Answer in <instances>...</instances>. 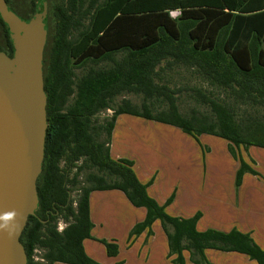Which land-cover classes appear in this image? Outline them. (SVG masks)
I'll return each mask as SVG.
<instances>
[{"label": "trees", "instance_id": "obj_1", "mask_svg": "<svg viewBox=\"0 0 264 264\" xmlns=\"http://www.w3.org/2000/svg\"><path fill=\"white\" fill-rule=\"evenodd\" d=\"M25 1L31 10L24 17ZM6 2L19 16L30 18L38 0ZM173 11L179 16L173 17ZM80 13L90 16V24L81 38L73 41L70 30ZM48 15L44 86L49 126L43 170L37 180L39 206L21 236L28 264H100L87 254L84 242L92 238L91 195L110 190L124 192L133 206L147 210L133 234L145 230L151 234L153 223L161 221L175 264H185V250L193 263L211 264L205 256L208 249L243 253L264 264V250L249 234L236 229L199 231L200 213L191 218L168 215L165 206L149 195V184L140 181L135 162L114 158L111 147L96 140L93 121L110 108L116 96L141 94L142 110L124 100L111 121L100 127L110 141L118 117L124 114L175 126L196 137L208 134L223 138L230 153L235 158L240 155V185L243 174L250 170L241 149H264V115L242 122L235 107L243 104L264 109V0H63L54 28L48 0ZM8 29L0 16V52L12 56ZM118 53H123L121 59L116 58ZM72 60L84 64L110 61L112 66L91 68L75 80ZM177 66L194 69L207 84L223 90L234 101L218 100L212 93L193 88L201 102L210 106L214 119L199 113L185 117L176 98L180 90L157 82L162 73ZM155 99L167 102L168 109L154 114L149 101ZM82 158L101 175L89 176L90 186L81 189L74 208L69 184L76 186L79 175L70 176ZM63 160L65 169L60 167ZM112 176L116 179L109 181ZM59 216L66 222L63 231H58ZM106 247L109 255L118 253L117 243H106ZM35 249L44 251V262L34 260Z\"/></svg>", "mask_w": 264, "mask_h": 264}, {"label": "rangeland", "instance_id": "obj_2", "mask_svg": "<svg viewBox=\"0 0 264 264\" xmlns=\"http://www.w3.org/2000/svg\"><path fill=\"white\" fill-rule=\"evenodd\" d=\"M62 2L63 0H49L52 28H54L55 24V14L58 12V7L62 4ZM171 15L173 17H178L179 12L173 11ZM73 21L74 24L71 27L69 39L77 41L81 38V33L89 26L90 16L87 14L85 17H82V13H80L75 16V20ZM122 56L123 53H118L116 58L121 59ZM71 66L75 75L74 79L78 80L91 68H109L112 66V63L110 61H87V63L84 64L79 63L76 60H72ZM157 82L159 84L168 85L172 89L180 90V92L176 94L179 111L182 115L188 118L194 113H199L200 115L208 116L211 119H214V114L210 106L201 102V100L193 92V88L201 89L206 94L212 93L214 94L213 98L218 100L227 101L229 103L234 101L231 98H228L227 94L223 90L211 87L196 74L194 69L186 66H177L173 69H167L164 73H162L161 79L157 80ZM72 100L73 98L70 99V104L72 103ZM124 100L130 101L131 104L142 110V104L144 102L143 95L124 92L121 95L116 96L110 102V108L102 110L93 118L96 128L95 138L97 141L105 142L106 145L110 147L111 143L114 144L116 146V153L118 152L124 156L129 155L134 157L138 162L140 170H143L144 173L152 175L150 181L146 183L149 184V187L159 176L160 178L158 181L162 179L164 181L168 180V183L172 184L173 181L179 180L182 172H192L198 176V174L200 175L202 171L204 173L207 171L208 175L212 179L211 181L216 180L218 183H222L227 192L231 193L233 177H229V175H231L232 169H235L234 164L240 162V155L238 158H235L230 153L228 146L225 148L226 151L223 146L222 150H217V148L215 146L213 147L212 144L207 146L208 143L206 141L208 140L204 135H197L196 137L175 126L130 114H124L122 122L115 126L117 132L116 137L114 138L112 135L110 141L106 131L100 130V127L106 126L108 122L111 121L115 111L122 105ZM149 105L154 114L168 109V103L163 100H150ZM235 107L237 112L236 117L242 122H247L250 118H262L264 115V109L261 106L252 107L241 104L235 105ZM205 135L206 137H215L218 140L228 143L223 138L208 134ZM225 143L224 145H227ZM216 146H218V143H216ZM214 149L216 150L215 154H210L211 152H214ZM246 151L247 150L243 148V152ZM249 154L251 157H248L249 155H247L248 161L244 160L248 164L250 170L243 174L240 185H237V174L241 167V163L235 172L233 189L236 192H238L239 188L242 186L245 174H248L253 178L259 177L260 181L264 182V149L254 147L251 149ZM206 165L208 169L205 171L204 167H206ZM60 167L65 169V160L61 161ZM78 167H83V169L78 170ZM215 171L224 172L223 174L228 175V179L218 181L216 174L214 173ZM76 173L79 175L78 184L76 186H73L71 183L69 184V189H71V200L74 208L77 206L81 189L90 186V183L88 182L89 176L101 175L97 168L89 167V164L86 163L84 158L76 163V168L73 169L70 177L72 178ZM108 178L109 181L116 179L113 176ZM247 187H252V184L249 181L246 182L245 189ZM122 193L124 194V192ZM107 195H111V192H96L94 195V199L92 201V217L94 218L92 220V238L86 240L85 249L87 254L100 264H146L144 256L149 249L145 250L143 248L146 246L148 238L154 234L152 228V233H148L146 239L139 243L138 246H135V242L141 234H133V228L135 226L128 232H125V227L130 224L127 214H118L114 212L111 214L110 212H106L107 210H112L111 207L114 205L122 203V201L115 196L103 198ZM176 196L177 189L174 188L166 202L163 204L165 206V212L170 216H173L171 212V205L175 201ZM263 197L264 196L262 195V197L257 201V208H260V212H264ZM170 199V203L167 204V201ZM200 214L202 215L201 212ZM134 221L135 219H133V222ZM61 223L66 226L63 216H59L57 219L58 227ZM171 228L172 227L169 226V229ZM118 239H121L120 242ZM110 242L117 243L118 245V253L116 255H109L107 252L106 243ZM43 253L44 252L41 251L40 255L42 256ZM141 254H143L142 260L137 261L135 259L136 255L139 256ZM166 258L171 262L170 264H175L173 260L174 257L170 256V250L167 251Z\"/></svg>", "mask_w": 264, "mask_h": 264}, {"label": "water", "instance_id": "obj_3", "mask_svg": "<svg viewBox=\"0 0 264 264\" xmlns=\"http://www.w3.org/2000/svg\"><path fill=\"white\" fill-rule=\"evenodd\" d=\"M0 16L14 49L12 56L0 52V216L16 211L22 217L14 239L0 232V264H28L21 236L39 206L37 180L49 126L44 86L48 0H38L30 18L19 16L6 0H0ZM4 226L0 219V228ZM14 226L9 222V229Z\"/></svg>", "mask_w": 264, "mask_h": 264}, {"label": "crops", "instance_id": "obj_4", "mask_svg": "<svg viewBox=\"0 0 264 264\" xmlns=\"http://www.w3.org/2000/svg\"><path fill=\"white\" fill-rule=\"evenodd\" d=\"M123 117V115L118 117L116 126L122 122ZM164 131L171 132L168 130ZM116 134L117 132L115 129L113 132L114 138L116 137ZM204 136L208 140L206 141L208 143L207 146L212 144L213 147L215 146L217 148V150H222V146L224 149L228 146V143L218 140L215 137H206L205 134ZM216 143H218V146H216ZM224 143L227 145H224ZM253 148L254 147H250L246 152H243V148L241 149L243 159L248 161L247 155H249L248 157H251L249 152H251V149ZM215 151L216 150L214 149V152H211L210 154H215ZM111 154L114 158H127L133 160L135 162L134 168L140 181L144 184L150 181L152 175L144 173L143 170H140L138 162L134 157L129 155L124 156L118 152L116 153V146L112 143ZM239 165L240 162L234 164L235 169H232L229 177H233L234 179L235 172L239 168ZM207 169L206 165L204 170L206 171ZM203 173L204 172L202 171V173L197 176L192 172H182L179 180L173 181L172 184L168 183V180L164 181L162 179L158 181L160 178L159 176L157 180L148 188V193L159 204L163 205L173 189L176 188L177 196L171 205V212L174 217L191 218L201 212L202 215L197 223V229L199 231L215 229L222 232H230L233 229H236L242 233L249 234L255 243L264 250V212H260V208H257V201L262 197V195L264 196V182H261L259 177L253 178L252 176L245 174L243 178L244 182L238 192L233 189L232 179L231 193H228L222 183H218L216 180L211 181L212 179L208 175L207 171L204 175ZM214 173L216 174L218 181L228 179V175L223 174L224 172L215 171ZM247 181L252 184V187H247L245 189ZM96 192H111V195H107L103 198L115 196L122 201L121 204H116L111 207L113 211L107 210L106 212H110L111 214L112 212L118 214L125 213L128 215L130 224L125 227V232H128L136 224L145 220L147 210L145 208H137L133 206L127 196L120 192V190ZM96 192H93L91 195L92 220L94 219L92 217V201ZM133 219H135L134 222ZM152 230L154 234L148 238L146 246L143 248L145 250L149 249L144 256L146 264H170L171 262L166 258L167 251L169 250L168 237L160 220H156L153 223ZM147 234L148 230L142 232L137 238L135 246H138L139 243L143 242L144 239H146ZM118 240L120 242L121 239ZM85 245L86 240L84 242V246ZM205 256L211 264H259L248 255L239 252L208 249L205 251ZM173 257L175 258V256ZM183 257L185 259V264H195L191 260V254L189 251L185 250L183 252ZM142 258L143 254L139 256L136 255L135 257L137 261L142 260Z\"/></svg>", "mask_w": 264, "mask_h": 264}, {"label": "clouds", "instance_id": "obj_5", "mask_svg": "<svg viewBox=\"0 0 264 264\" xmlns=\"http://www.w3.org/2000/svg\"><path fill=\"white\" fill-rule=\"evenodd\" d=\"M0 219H3L5 222V226L0 228V232H6L9 239H14L22 228V223L20 222L22 217H20V214L16 211L5 212L2 216H0ZM9 222H15V226L11 229L8 228ZM64 227L65 225L61 223L58 227V231H63Z\"/></svg>", "mask_w": 264, "mask_h": 264}, {"label": "built area", "instance_id": "obj_6", "mask_svg": "<svg viewBox=\"0 0 264 264\" xmlns=\"http://www.w3.org/2000/svg\"><path fill=\"white\" fill-rule=\"evenodd\" d=\"M41 251H43V250H41V249H35V251H34L33 258H34V260L36 262H44L45 261L44 258H43V255L42 256L40 255L41 254Z\"/></svg>", "mask_w": 264, "mask_h": 264}, {"label": "flooded vegetation", "instance_id": "obj_7", "mask_svg": "<svg viewBox=\"0 0 264 264\" xmlns=\"http://www.w3.org/2000/svg\"><path fill=\"white\" fill-rule=\"evenodd\" d=\"M9 2L10 1H12V0H8ZM29 4H27V2L25 1L24 3H23V5L22 6H24V13H23V15L21 14V16H27V14L30 12V10H31V8L28 6ZM20 14V13H19ZM8 31H9V29H8ZM11 39V38H10ZM11 50H8V52H10ZM13 52H14V49L12 48V51H11V53L13 54ZM7 54H10V53H7Z\"/></svg>", "mask_w": 264, "mask_h": 264}]
</instances>
